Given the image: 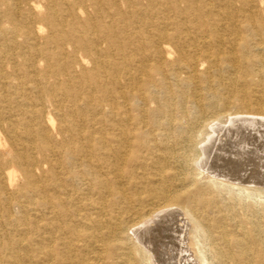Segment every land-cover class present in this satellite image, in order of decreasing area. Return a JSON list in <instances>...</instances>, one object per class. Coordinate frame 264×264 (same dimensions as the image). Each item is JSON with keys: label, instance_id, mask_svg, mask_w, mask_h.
<instances>
[{"label": "bare ground", "instance_id": "1", "mask_svg": "<svg viewBox=\"0 0 264 264\" xmlns=\"http://www.w3.org/2000/svg\"><path fill=\"white\" fill-rule=\"evenodd\" d=\"M234 119L264 0H0V264H264V187L210 161Z\"/></svg>", "mask_w": 264, "mask_h": 264}, {"label": "rangeland", "instance_id": "2", "mask_svg": "<svg viewBox=\"0 0 264 264\" xmlns=\"http://www.w3.org/2000/svg\"><path fill=\"white\" fill-rule=\"evenodd\" d=\"M237 120L238 119L236 120L234 119L232 122H229L230 126H234V129H238V130H235V132L237 131L236 133L234 131L233 134L230 133L229 142L225 146L226 149H228V152H226L227 150L226 151L224 150L225 152L223 151L222 153H220L219 151L218 153L219 156L218 154L215 155L216 157H212L210 161L214 160L212 161V163L214 162L215 164L214 163L213 164L215 166L216 165L218 167L220 166L219 170L222 173V175L219 177L231 179L234 181L237 180L244 183L247 180L246 183H250V184L253 183L254 185L256 184L258 186L264 187V123H262L264 121L257 120L254 122V120H252V124H251L249 119L246 120L243 119L242 120L243 125H242L241 119L240 121L238 120L239 122ZM244 121H246L247 123L245 122L244 124ZM254 123L256 124L259 123V124L256 126V124ZM247 124H249L250 126L252 125L251 126L252 128ZM245 125L247 126L244 129ZM220 132H221V128L217 127L215 128L214 131H212V133L214 134L211 133V135L217 136ZM210 142L212 143L213 140H210ZM161 238L164 240L162 241ZM174 239L175 238L166 237L165 235L162 236L161 234L158 235L157 237V241H158L157 243L160 244L161 245L160 248H163L166 252L165 258L167 259L166 260V263L168 262L167 264H176L178 262V254L181 253L179 249V245H177V240ZM189 248H190L189 252L192 254L191 252L192 248L191 247ZM183 254L187 255L189 253L183 252ZM189 261L190 262L193 261L192 258Z\"/></svg>", "mask_w": 264, "mask_h": 264}]
</instances>
